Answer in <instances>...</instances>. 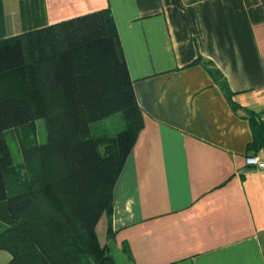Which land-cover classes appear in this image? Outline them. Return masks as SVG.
Here are the masks:
<instances>
[{"label": "crops", "instance_id": "crops-1", "mask_svg": "<svg viewBox=\"0 0 264 264\" xmlns=\"http://www.w3.org/2000/svg\"><path fill=\"white\" fill-rule=\"evenodd\" d=\"M104 9L143 127L113 189V237L105 215L96 225L100 247L114 264H264V170L245 163L264 147L249 148L244 111L264 119V0H0V40Z\"/></svg>", "mask_w": 264, "mask_h": 264}, {"label": "trees", "instance_id": "trees-1", "mask_svg": "<svg viewBox=\"0 0 264 264\" xmlns=\"http://www.w3.org/2000/svg\"><path fill=\"white\" fill-rule=\"evenodd\" d=\"M203 65L231 108L242 109L219 70ZM244 111L249 148L264 147V119ZM107 119L120 130L94 133ZM142 127L108 9L0 40V251L8 264H114L95 228L105 215L113 237V189Z\"/></svg>", "mask_w": 264, "mask_h": 264}, {"label": "rangeland", "instance_id": "rangeland-1", "mask_svg": "<svg viewBox=\"0 0 264 264\" xmlns=\"http://www.w3.org/2000/svg\"><path fill=\"white\" fill-rule=\"evenodd\" d=\"M120 124L117 122V120L115 119H107L101 123H97V125L93 126V131L94 133L98 132V131H107L111 134H114L116 132H118L120 130ZM38 137L39 139H41L42 137H44V127H43V123L40 122L38 124ZM7 140L9 143V147L11 150V153L13 155V159L15 161H18L20 159V155H19V151L17 148V144L15 143L14 140H12L9 136H7Z\"/></svg>", "mask_w": 264, "mask_h": 264}, {"label": "built area", "instance_id": "built-area-1", "mask_svg": "<svg viewBox=\"0 0 264 264\" xmlns=\"http://www.w3.org/2000/svg\"><path fill=\"white\" fill-rule=\"evenodd\" d=\"M245 163L249 167H253L256 170H264V159H260L258 156H248Z\"/></svg>", "mask_w": 264, "mask_h": 264}]
</instances>
